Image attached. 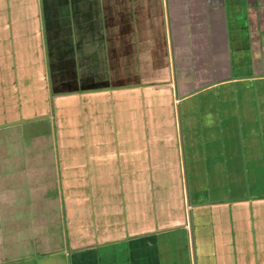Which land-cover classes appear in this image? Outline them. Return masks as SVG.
<instances>
[{
	"label": "crops",
	"instance_id": "1",
	"mask_svg": "<svg viewBox=\"0 0 264 264\" xmlns=\"http://www.w3.org/2000/svg\"><path fill=\"white\" fill-rule=\"evenodd\" d=\"M0 264H264V0H0Z\"/></svg>",
	"mask_w": 264,
	"mask_h": 264
},
{
	"label": "rangeland",
	"instance_id": "2",
	"mask_svg": "<svg viewBox=\"0 0 264 264\" xmlns=\"http://www.w3.org/2000/svg\"><path fill=\"white\" fill-rule=\"evenodd\" d=\"M248 21H249V22H248V24H249V23L251 22V21H250V18L248 19ZM254 62H255V60H254ZM254 67H255V65H254ZM182 119H183V118H182ZM190 152H191V151H190V148H189V154H188V155H190ZM213 185H214V183H213ZM186 248H187V246H186ZM187 249H188V248H187ZM190 250H191V243H190Z\"/></svg>",
	"mask_w": 264,
	"mask_h": 264
}]
</instances>
